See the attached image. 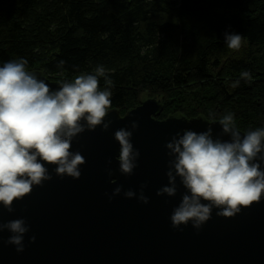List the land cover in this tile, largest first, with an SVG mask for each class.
Returning <instances> with one entry per match:
<instances>
[{
    "label": "trees",
    "instance_id": "1",
    "mask_svg": "<svg viewBox=\"0 0 264 264\" xmlns=\"http://www.w3.org/2000/svg\"><path fill=\"white\" fill-rule=\"evenodd\" d=\"M20 58L55 82L103 65L121 115L154 99L160 120L232 112L243 133L264 127V0H0V66Z\"/></svg>",
    "mask_w": 264,
    "mask_h": 264
},
{
    "label": "water",
    "instance_id": "2",
    "mask_svg": "<svg viewBox=\"0 0 264 264\" xmlns=\"http://www.w3.org/2000/svg\"><path fill=\"white\" fill-rule=\"evenodd\" d=\"M33 73L53 90L58 87L59 82ZM161 111L154 99L142 100L123 116L110 111L106 121L112 123L107 131L97 127L72 142V151L79 150L86 160L78 180L60 178L52 171L54 166L46 165L51 181L15 201L11 214L0 205L4 222L25 218L30 225L22 253L6 243L8 231L0 233V264H264V198L233 218L218 217L213 209L211 219L198 232L191 222L181 225L182 231L172 227L170 215L185 189L178 178L176 196L156 195L168 184L165 144L184 129L199 133L211 127L215 138L221 126L209 125L203 118L158 120ZM132 121L139 125L132 143L140 157L133 175L124 176L118 170L120 146L114 132L131 130ZM142 184H147L148 204L124 198L123 191L139 193ZM118 185L123 191L109 201L105 193L111 195ZM31 236L36 237L34 243L29 242Z\"/></svg>",
    "mask_w": 264,
    "mask_h": 264
},
{
    "label": "clouds",
    "instance_id": "3",
    "mask_svg": "<svg viewBox=\"0 0 264 264\" xmlns=\"http://www.w3.org/2000/svg\"><path fill=\"white\" fill-rule=\"evenodd\" d=\"M225 45L239 50L243 36L224 34ZM64 61L58 67L63 68ZM24 58L6 61L0 66V205L9 214L15 211V201L31 194L34 187L53 179L46 165L54 166L56 176L78 180L80 166L86 163L79 150L72 151V142L85 131L100 127L107 131L112 121H106L112 107L113 81L110 70L97 65L91 72L61 80L53 90L44 79L27 69ZM245 82L252 80L249 71L240 73ZM101 78L104 85L101 87ZM240 80L232 83L238 87ZM221 133L214 138L213 129L196 132L184 129L166 142L168 184L159 188L157 196L174 197L177 179L185 189L180 203L170 215L171 225L191 222L197 230L211 219L213 209L218 217L233 218L264 198V127L250 129L243 134L236 126L234 114L227 112L216 122ZM139 127L132 121L129 128H119L114 139L119 144V172L131 176L138 167L139 149L134 148L132 136ZM228 136L224 140L221 137ZM111 161H109V164ZM111 175V170L108 172ZM111 183L116 184V180ZM142 184L139 193L123 191L118 185L108 195L109 201L123 191L126 199H137L148 204L149 197ZM10 233L6 243L17 253L25 249L24 236L30 231L25 218L4 222L0 214V233ZM31 236L30 243H34Z\"/></svg>",
    "mask_w": 264,
    "mask_h": 264
},
{
    "label": "rangeland",
    "instance_id": "4",
    "mask_svg": "<svg viewBox=\"0 0 264 264\" xmlns=\"http://www.w3.org/2000/svg\"><path fill=\"white\" fill-rule=\"evenodd\" d=\"M120 116H123V115H121V114H119ZM158 120H160V119H158Z\"/></svg>",
    "mask_w": 264,
    "mask_h": 264
}]
</instances>
